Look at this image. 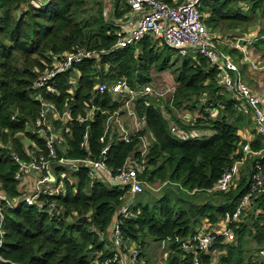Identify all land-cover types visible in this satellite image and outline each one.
I'll use <instances>...</instances> for the list:
<instances>
[{"label":"trees","instance_id":"16d2710c","mask_svg":"<svg viewBox=\"0 0 264 264\" xmlns=\"http://www.w3.org/2000/svg\"><path fill=\"white\" fill-rule=\"evenodd\" d=\"M160 1L169 6L183 2ZM92 4L97 6L95 10L88 9L87 0H0V193L16 200L14 208L2 206L0 264H104L117 252L107 235L117 210L126 204L128 186L110 183L101 171L95 173L89 166L68 173L52 163L51 193L40 195L41 208L27 206L22 199L32 191L20 186L16 179L20 166L13 158L29 163L30 151L46 153L45 142L35 129L41 109L34 99L36 93L53 103L59 114L69 115L63 121L51 120L66 142L63 150H57V158L100 161V152L109 140L106 135L105 143L99 142L104 123L109 114L120 109L122 101L114 100L108 92H96L95 87L124 79L130 88L142 89L152 81V72L173 69L174 51L152 37L134 46L113 48L119 31L115 23L129 10L124 0L113 1L111 18L99 0ZM246 7L243 11L235 0H202L199 10L212 33L234 41L243 34L236 32L239 27L245 29L256 15L264 13V0H246ZM257 38L253 47L264 52V27ZM76 48L92 52L96 58L55 75L47 85L53 94L46 87L34 90L53 58ZM221 50L235 59L241 57L234 49ZM174 81L177 87L170 99L141 96L135 101L134 112L144 119V129L127 143L114 137L103 163L114 180L129 156L141 160L139 138L148 134L146 169L139 179L150 185L165 184L163 194L151 206L140 203L149 190L134 197L130 209L135 217L118 219L123 242L125 246L135 243L142 250L149 237L165 243V264H192L194 258L209 264L211 255L187 252L184 246H195V228L203 220L213 225L235 211L249 189L257 163L264 175V157H251L233 190L208 193L225 169L240 158L243 145L248 144L252 151L264 149V136L252 130L250 116L241 112L237 101L218 84L217 71L205 58L180 57ZM171 126L183 138L171 133ZM243 126L252 130L254 139L249 143L238 135ZM202 131L209 134L191 135ZM84 135L86 145L81 147ZM169 186L173 188L167 191ZM197 193H206L209 200L194 205ZM210 194L217 197L216 202ZM241 218V223L230 225L232 241L219 239L214 244L211 253H219L216 264H264V195H256ZM251 242L257 251H251Z\"/></svg>","mask_w":264,"mask_h":264},{"label":"built area","instance_id":"2783aa9c","mask_svg":"<svg viewBox=\"0 0 264 264\" xmlns=\"http://www.w3.org/2000/svg\"><path fill=\"white\" fill-rule=\"evenodd\" d=\"M202 0H186L180 4L169 6L160 0H124L126 6L129 8L128 13L117 21L115 24L119 26V31L115 33L116 43L114 49H123L134 46L146 37L157 39L165 47L175 51L179 57H186L189 55H197L205 58L209 65L216 69L218 76V84L229 93L234 100L237 101L239 110L250 116L252 120V130L257 134L264 136V104L262 96L255 93L246 83L241 80V74L238 65L235 63L233 57L221 50V48L234 49L241 54L239 58L240 64L247 65L249 72L264 70V63L253 61L250 58L249 52L251 45L258 38L246 37L242 41L235 43L222 42L213 36V33L203 23L202 14L199 10L200 2ZM138 18V21H135ZM96 55L88 52L85 49L76 48L73 52L54 57L50 69L44 71L34 85V90L39 91L46 87V91L50 94L54 93L53 88L48 85V81L53 79L55 75L69 70L71 67L79 65L87 60H93ZM170 87L163 88L160 84L161 92L158 91V85L153 80L145 84L142 89H132L129 87L124 79L113 82L109 85L98 84L95 89L96 92L102 94L108 92L114 100L120 99L123 102V109L127 112V117L131 118V130L123 126L124 118L120 117V111L116 110L109 114L104 123V134L100 137L99 142L105 143L106 135L109 136L108 142L100 152V161L87 160H69L65 158H57V150H63L66 142L60 130H56L51 125V120L63 121L69 119V115L64 112L59 114L53 103L46 102L42 99L39 93H36L34 99L40 102V112L35 122V129L37 134L43 138L45 142V155H34L29 152L31 157L29 163L19 161L15 156L14 160L19 164L20 170L16 175V179L20 180L22 176L36 174V180L31 189V195L23 197L22 202L27 206L36 205L41 208L39 202L41 194L51 193L48 183L54 181L50 166L56 163L66 169L68 173L76 172L82 166H89L93 172L101 171L106 177H112L110 171L105 167L103 160L108 153L111 141L116 137L119 141L129 142L131 137L142 131L145 127L144 119L138 118L134 112V103L141 96H152L155 100L170 99L176 91V83ZM73 84V82H70ZM153 83V84H152ZM132 108V109H131ZM122 110V109H121ZM213 112V111H211ZM210 115L213 116V114ZM215 113V112H214ZM216 115V114H215ZM90 117V114L87 118ZM117 128V130H116ZM132 131V132H131ZM174 133L178 138H183V135L171 128V133ZM149 137V136H148ZM146 136L139 138L141 144L139 147V154L141 160L135 159L132 155L129 156L123 166L117 170L114 180L121 186L129 187V195L136 196L142 194L145 190L156 191L153 185L146 183L139 179L146 169V162L144 157L147 154L150 139ZM148 138V139H146ZM87 136L84 135L81 147H85ZM28 146V145H27ZM33 147V146H32ZM37 149V148H35ZM242 155L236 159L233 164L228 167L221 175L220 179L215 185V189L221 193H227L235 187L241 177V170L246 160L255 157L263 158L264 149L252 151L248 144L241 148ZM40 152V150H35ZM255 172L250 177L249 189L242 196L235 211L230 215L226 213L224 220L227 223L238 221L242 219L243 212L250 209L252 200L258 194L264 195V175L261 167L257 163L254 166ZM89 177L94 178L93 173L89 172ZM108 178V177H107ZM165 185V184H164ZM16 200L9 199L4 194L0 193V236L2 235L3 204L9 208H14ZM132 201L127 200L126 204L119 207L116 217L111 223V230L107 238L111 240L115 252L112 260L107 261L117 264H135L139 252L136 249L126 248L123 242L122 234L119 228V218L129 217L134 218L135 213L130 209ZM105 235H101L104 237ZM223 239L224 242H230L232 238V230L228 227L220 228L215 232H206L198 235L195 239V246L186 247L187 252L197 250L206 255H211V250L214 244ZM264 257V252H261ZM192 264H202L198 258H194ZM209 264H216L211 259Z\"/></svg>","mask_w":264,"mask_h":264},{"label":"rangeland","instance_id":"374dc122","mask_svg":"<svg viewBox=\"0 0 264 264\" xmlns=\"http://www.w3.org/2000/svg\"><path fill=\"white\" fill-rule=\"evenodd\" d=\"M99 1L101 2V5H102L103 8L104 7H105V9L108 8V5L109 4L107 3V0H99ZM182 1L184 2L186 0H182ZM235 1H237V5L240 8H242L243 11H246V9H247V7H246V0H235ZM87 4H88V9H94L95 10L97 8V6H93L92 0H87ZM106 12H108V10H106ZM203 17H204V15L202 14V18ZM135 21H137V20H135ZM263 27H264V13L261 14V15H259V16L256 15L255 18H253L251 21L248 22L247 25H245V29H243V27H239V29H237L236 32L243 31V34H241L240 36H236V38H237L236 40L230 41L228 43H231L232 44V43H235L236 41H242L246 37H251L252 39H254L255 37H258L259 31H261L263 29ZM232 33L233 32H230V33H227V34H232ZM213 36H215L217 39L221 40L224 43L227 40V39H223L220 35H218L216 33H213ZM254 51L255 50L253 49V52ZM255 52H254V54H255ZM249 55H250V58L253 61H259V62L264 63V52H261V53L256 52L255 57H258V58L254 59V58H252L251 49H250ZM233 59H234V61H236V59L234 57H233ZM172 61H173V64H174L173 65V69L167 70V71H165V72H163V73H161L159 75H156L157 73H152L151 74V77H152L153 82L158 85V91H156V92H161V93L163 92V91H161L162 89L160 87V84H162L163 88L170 87V85L173 84V80L172 79H174L175 76H176V69H177V67L179 65V62H180V57L177 56V53L175 51L172 54ZM246 74H249V75H247L246 78L249 79V80H251L256 85L255 86V89L257 91H259L260 94H263L264 95V71L263 70L262 71H255L252 74L248 70H246ZM241 80L244 83H246L242 73H241ZM259 84H262V85H259ZM121 103L123 104V102H121ZM119 111H120V117L127 119V121L129 122V124L132 125L131 124V120L132 119L127 117V112L123 109V105H121ZM89 114L91 115V112ZM211 114H213V116H211V117H215V113L214 112H211ZM123 126L125 127L124 122H123ZM174 127L175 126H171V128H173V129H175V131H177V129L174 128ZM128 129H129V127H128ZM116 130H117V128H116ZM170 131H171V129H170ZM200 134L206 135V134H209V133H207L205 131H202L200 133H192L191 135H200ZM147 136H148V134H147ZM148 138H146V139H148ZM117 140L118 139L116 138V141ZM23 143L26 144L27 141L23 140ZM244 165L249 166V163L246 161V163ZM107 177L109 178V182L110 183H114V184H117L118 183L116 180H111L109 176H107ZM220 177L216 180L215 184L213 185V187L211 188V190L208 193H221V192H218L216 190H213V189H215L214 187H215L217 181L220 179ZM153 186L155 187V190L156 191H150L149 190V192H151V193L150 194L149 193H146L148 196H142V197H140V203L142 205H149V206H151L152 203L155 202L158 199V197L160 196L159 194H163V193H161L162 192L161 190H162L164 184L161 185V184L155 183ZM235 187H233L232 189H230V191L233 190ZM172 188H173L172 186H169L167 191L171 190ZM58 189H61V188L59 187ZM194 192L195 191H193V193ZM210 195H213V196H210V198L212 199L211 201L216 202L217 201V197L214 196V194H210ZM134 197L135 196L132 197L131 195H129L128 198H127V200L133 201L134 200ZM172 198L173 197H171V199ZM208 200H209V197L207 196L206 193H204V194L197 193L196 198H195L193 204L194 205L204 204ZM226 222H225L224 219H222V220L219 219L215 224L210 225L208 223V220H203L201 222V224L198 225L195 228V231H197L198 235H201V234H203V232L204 233H206V232H215V231H218L220 228H226V226L228 227L229 230H231L230 225L233 224V223H236V224L237 223H241L242 222V219L239 218L238 221H233V222L227 223V225L225 226ZM232 238H233V233H232ZM126 248H128V249L129 248H132V249H129V250L136 249L140 253L139 255H142L137 260V262H136L137 264H162V262H163V264H165V260L168 257V250L165 248L166 250L164 251L162 249V246H161L160 243L154 242L153 239H151L149 237H148V239H145V246L142 247V250H140L139 247L135 245V243L134 244H128V245H126ZM250 249H251V251H254L255 252V251H257L258 247L254 243L251 242L250 243ZM253 261H254V259H253Z\"/></svg>","mask_w":264,"mask_h":264},{"label":"crops","instance_id":"0c3cea01","mask_svg":"<svg viewBox=\"0 0 264 264\" xmlns=\"http://www.w3.org/2000/svg\"><path fill=\"white\" fill-rule=\"evenodd\" d=\"M113 1L114 0H107V3L109 4L108 5V8H106L105 10H104V12L106 13V10H109L110 11V13L108 14V12H107V14H108V16L111 18V13H112V9H111V5H112V3H113ZM128 13V12H127ZM127 13H125L122 17H121V19L127 14ZM107 16V15H106ZM136 20L138 21V18H136ZM230 42V40H226V42ZM251 55H252V58H254V59H256V58H258V57H255V54H256V52H259L258 50H256L255 49V47L253 48V44L251 45ZM253 49L256 51H254L255 52V54H254V52H253ZM260 53V52H259ZM237 65H238V67H239V70H240V74L242 73L243 74V77H244V79H245V82H246V84L255 92V93H257V94H259L260 96H262V99H263V104H264V95L263 94H260L259 93V91H257L256 89H255V84L251 81V80H249V79H247L246 77H247V75H249V74H246V70H247V65H245V64H240L239 63V59H236V62H235ZM260 71H262V70H260ZM264 71V70H263ZM152 73H154V72H152ZM163 73V72H162ZM250 73H254V72H250ZM161 74V73H160ZM156 75H159V74H156ZM251 75V74H250ZM79 76V74L77 73L76 74V77H78ZM152 78V77H151ZM259 85H262V84H259ZM123 121H124V124H125V127H129V131L131 130V127H130V124H129V122L127 121V119H122ZM238 135H239V137L243 140V141H245L246 143H249L250 141H252L253 139H254V137H253V135H252V130H251V128H250V126H247V127H245V126H243L242 128H241V130H239L238 131ZM148 137V136H147ZM26 146L27 145H29L28 143H26L25 144ZM37 177V175L36 174H32V175H29V176H22L21 178H20V186L22 187V188H24L25 190H31L32 189V187H33V185H34V179ZM161 244V246H162V249L165 251L166 249V246H165V243H160ZM141 252V251H140ZM140 254V253H139ZM218 256H219V253H217V252H214L213 254H211V258L213 259V261H217V258H218ZM165 260V259H164ZM162 264H163V262H162Z\"/></svg>","mask_w":264,"mask_h":264}]
</instances>
